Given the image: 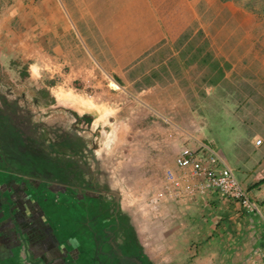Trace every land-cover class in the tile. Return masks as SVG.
<instances>
[{
  "label": "crops",
  "instance_id": "0c3cea01",
  "mask_svg": "<svg viewBox=\"0 0 264 264\" xmlns=\"http://www.w3.org/2000/svg\"><path fill=\"white\" fill-rule=\"evenodd\" d=\"M263 25L231 0H0V63L23 64L47 107L89 115L96 129L133 100L219 151L259 213L215 193L164 198L170 249L185 264H264ZM11 253L0 264L18 263L2 259Z\"/></svg>",
  "mask_w": 264,
  "mask_h": 264
},
{
  "label": "rangeland",
  "instance_id": "374dc122",
  "mask_svg": "<svg viewBox=\"0 0 264 264\" xmlns=\"http://www.w3.org/2000/svg\"><path fill=\"white\" fill-rule=\"evenodd\" d=\"M231 2L241 3L264 24L261 0ZM24 67L0 63V251H12L2 259L177 263L168 220L157 214L172 208L158 194L165 172L174 169L165 158L175 159L192 141L179 128L167 130L169 120L133 100H119L120 113L103 130L70 109L42 106L35 84L18 73ZM112 103L116 107L118 101ZM216 129L226 146L232 131L223 123ZM158 153L162 161L156 160ZM39 247L38 261L32 251Z\"/></svg>",
  "mask_w": 264,
  "mask_h": 264
},
{
  "label": "built area",
  "instance_id": "2783aa9c",
  "mask_svg": "<svg viewBox=\"0 0 264 264\" xmlns=\"http://www.w3.org/2000/svg\"><path fill=\"white\" fill-rule=\"evenodd\" d=\"M260 140L256 144H260ZM174 169L164 174L160 198L170 201L192 200L217 194L233 200L246 212L259 208L240 184L223 155L207 143L192 140L183 146L174 160Z\"/></svg>",
  "mask_w": 264,
  "mask_h": 264
},
{
  "label": "trees",
  "instance_id": "16d2710c",
  "mask_svg": "<svg viewBox=\"0 0 264 264\" xmlns=\"http://www.w3.org/2000/svg\"><path fill=\"white\" fill-rule=\"evenodd\" d=\"M263 3H264V0H261ZM235 4H238V5H240V6H242L243 8H245L247 11H249V12H251L250 10H248V8H246L244 5H242L241 3L239 4V3H235ZM252 13V12H251ZM252 14H254V13H252ZM20 76L21 77H25V76H27L23 71H21L20 72ZM37 95L40 97V98H42L43 99V102L41 103V105L42 106H49V105H51V104H53L54 103V100L51 98V97H49L50 95H49V93L45 90V89H38L37 90ZM74 115V117H76V118H80L77 114H73ZM81 119V121H83V122H85V123H87V124H89V123H91L92 122V120H93V117H91V116H89V115H84L83 117H81L80 118ZM79 119V120H80ZM24 247H27V246H24Z\"/></svg>",
  "mask_w": 264,
  "mask_h": 264
}]
</instances>
